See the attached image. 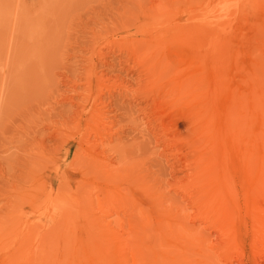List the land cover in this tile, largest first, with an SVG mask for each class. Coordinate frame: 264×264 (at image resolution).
<instances>
[{
    "label": "rangeland",
    "instance_id": "1",
    "mask_svg": "<svg viewBox=\"0 0 264 264\" xmlns=\"http://www.w3.org/2000/svg\"><path fill=\"white\" fill-rule=\"evenodd\" d=\"M262 1L0 0V264H21L24 242L27 249L39 246L43 258L33 264L65 260L67 242L80 248L74 258L90 257L87 245L105 251L96 245L98 226L128 230L142 221L140 207L156 204L141 190L183 212L196 234L215 239L180 188L193 178L203 123L177 99L176 70L201 60L209 68L229 62L232 88L241 89L253 61L248 44L233 40L222 53L203 35L227 21L245 32L241 22ZM229 169L237 178L239 169ZM188 249L195 253L186 259H167L168 247L145 248L137 259L229 264L224 255ZM126 259L134 264L135 257Z\"/></svg>",
    "mask_w": 264,
    "mask_h": 264
},
{
    "label": "bare ground",
    "instance_id": "2",
    "mask_svg": "<svg viewBox=\"0 0 264 264\" xmlns=\"http://www.w3.org/2000/svg\"><path fill=\"white\" fill-rule=\"evenodd\" d=\"M257 7L259 9L254 15L241 22L243 30L246 29L245 32H242L241 26L236 29L232 22L227 21L224 26L218 25V29L221 28L220 31L207 32L204 35L200 33L204 38L216 40L213 49L217 46V49L220 48L218 51L223 50L222 53L233 48V40H241L245 43V47L246 43L248 44V55L253 61L251 64H247L250 67L248 66L247 75H244L245 79L242 80L241 86L243 87L236 84L241 89L232 88L231 75L234 73L229 74L232 71L228 67L229 62L224 66L215 62L216 66L209 68L201 60L196 61L197 63L195 62L194 65L190 64L186 69H180L184 70L183 72L178 73L176 70L177 74L181 73L176 81L177 99L188 105L195 120L203 123L200 132L202 141L198 145L199 154L191 162L190 176L192 175L193 178L180 188L181 191L188 194L190 198L188 199L193 203H189V206L193 207L192 205H194L193 216L210 228V236L212 235L211 230L216 233L215 239L209 241L202 235H198L200 233L196 234L193 224L188 222L182 209L180 210L182 213L174 211L175 209L169 210L171 207L168 209L163 206L157 195L141 190L142 195L154 198L156 204L151 209L140 207L142 221L128 230H124V228L115 230L109 225L98 226V235H100L102 243L101 245L96 243V245L101 246L100 248L105 251L98 252L100 249L97 250L94 243L89 240L93 243V247L87 245L88 249L93 250L90 251V254L95 256L90 255L87 258L86 255L81 254L79 258H74L71 254L77 253L80 248L74 241L70 245L67 242L68 245L65 244L67 249L65 247L64 251L67 254L65 257L69 259L65 258L62 261L56 260L57 257L50 256L52 251L47 246L45 248L50 257L44 261L41 260V264H128L126 259L128 255L135 257L134 264H139L137 257L146 251L145 248L161 249L166 247L173 249L165 252L167 259L176 254L182 255L183 259H186L189 254L195 253L188 248H202L206 251L204 255L209 256L213 253L219 257L224 255L226 257L224 259L229 264H234L235 256L236 264H264V1ZM195 21L196 24L204 27V22L201 19ZM198 30L200 31V29ZM200 34L198 33V35ZM243 43L241 44L244 46ZM237 67L239 68L238 65ZM239 84L241 83L239 82ZM72 129L74 128L72 127ZM229 166H236L239 169L237 178L230 176ZM237 184L240 189H236ZM150 191L152 192V190ZM108 199L111 198L108 197ZM132 199L137 202L135 197ZM151 210L155 216L150 215ZM90 229L92 230V228ZM57 232L55 235L58 234ZM124 232L126 236H124ZM91 238L95 240L93 237ZM26 244L24 242L25 249H21L19 252L21 256L24 254L19 258H23L22 261L20 260L21 264H33L43 258L36 250L39 246H36V249L28 248V250ZM43 245L41 249H44ZM70 248L72 251L68 253ZM245 248H248L247 252ZM85 253L87 254V251ZM200 253L203 255V252ZM78 254L76 255L78 256ZM11 255L9 254L10 257Z\"/></svg>",
    "mask_w": 264,
    "mask_h": 264
}]
</instances>
